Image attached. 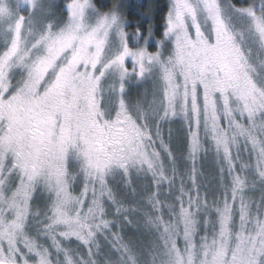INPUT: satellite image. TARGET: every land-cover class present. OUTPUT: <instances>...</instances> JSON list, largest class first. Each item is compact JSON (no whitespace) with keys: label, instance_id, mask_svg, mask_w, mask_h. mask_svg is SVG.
Masks as SVG:
<instances>
[{"label":"snow or ice","instance_id":"6c2138e0","mask_svg":"<svg viewBox=\"0 0 264 264\" xmlns=\"http://www.w3.org/2000/svg\"><path fill=\"white\" fill-rule=\"evenodd\" d=\"M63 7L56 22L47 0H0V264H138L106 202L127 224L143 214L151 264H264V0H171L156 52L151 27L126 31L120 0L107 11L94 0ZM149 77L151 100H131L128 86ZM177 116L184 174L159 123ZM202 138L223 190L211 202ZM133 173L150 181L130 208L109 182L135 194ZM258 185L256 202L247 193ZM101 238L115 261L101 259Z\"/></svg>","mask_w":264,"mask_h":264},{"label":"rangeland","instance_id":"374dc122","mask_svg":"<svg viewBox=\"0 0 264 264\" xmlns=\"http://www.w3.org/2000/svg\"><path fill=\"white\" fill-rule=\"evenodd\" d=\"M47 2L51 3V8L49 9L50 14L55 18L56 22H59L65 17L64 12V0H47ZM62 2L63 4L61 5ZM95 3V1H94ZM127 4V1L124 0L123 4ZM226 3V0H225ZM171 4V0H169V7ZM246 6V5H244ZM129 7V5H128ZM123 15L126 16L125 8L122 7ZM126 18V17H125ZM127 20V19H126ZM128 21V20H127ZM238 23H244V21L237 20ZM165 30V28H164ZM163 30V31H164ZM126 31L131 35L128 31V26L126 27ZM156 39L150 40L148 50L150 52H156L160 50L156 44ZM135 41L130 38L129 45L134 46ZM154 50V51H153ZM129 69H131V61L127 62ZM19 78V73L17 74V79ZM153 80L154 77H149L146 80H140L138 82H132L128 86L129 98L133 101L137 99H146L147 101L151 100V92L153 90ZM15 82V81H14ZM161 127V133L166 142H168L171 148L174 151L176 158H182V166H178V170L181 174L186 172V169L190 167V161L187 159L186 150L187 149V126L186 123L182 120L181 117H172L166 121L159 122ZM202 142L204 148L207 151H202L199 154V158L197 161L198 168L200 173L202 174L199 178L202 180L203 185H200V190L202 194H207L208 200L211 202L213 199H218L222 193V188L219 183V173H218V164L216 161L215 153L212 150V145L209 138H202ZM157 148L159 150V145L157 144ZM245 158L247 157V153L242 154ZM199 162V163H198ZM167 163V161H166ZM75 171V169H74ZM213 175V176H212ZM150 181V177H145L143 175H136L133 173L132 175V187L136 189V193L134 194L120 177L115 178L114 180H110V186L113 187L114 191L117 193L118 197L127 207H134L138 203L143 205L144 201L140 199L143 195V188ZM81 186V178L77 177V182L74 187L79 190ZM203 187V188H202ZM260 186L258 185L255 189L249 190L248 195L256 202L259 201L260 197ZM47 193H40L38 190L36 197L34 198V204L43 208L44 203L46 202ZM170 199V198H169ZM106 207L109 211L108 219L113 220L114 222L119 220L120 222L113 227L112 231L119 232L121 236H123L125 242L129 243L133 248L134 253L137 256L138 264H151L152 260V246L156 239L155 234L151 229L145 226V217L142 213H131L128 214V219L132 220V224H127L123 219V214L119 216L115 213L114 206H111L106 202ZM150 211V209H149ZM165 219L175 220V217H169L165 211ZM238 223V217H237ZM209 229V233H210ZM206 233L201 230L198 232L196 239L199 241L200 236L205 235ZM101 243V259L107 257L112 261H115L117 257L110 252L109 242L100 239ZM178 245L183 248V240L178 241ZM72 247L77 246V242H73ZM81 253L85 251L84 249H80ZM159 260V257H157Z\"/></svg>","mask_w":264,"mask_h":264},{"label":"trees","instance_id":"16d2710c","mask_svg":"<svg viewBox=\"0 0 264 264\" xmlns=\"http://www.w3.org/2000/svg\"><path fill=\"white\" fill-rule=\"evenodd\" d=\"M94 1L96 6L102 11H107L114 2V0ZM123 1L124 0H120L123 8H125V17L128 20V31L130 33L135 32L137 27H139L142 36L146 37L148 29L149 27H151L154 39H163L165 18L169 10V0H126L127 4H123ZM232 2L237 4L238 6H244L249 3V0H232ZM59 3H61V5L63 4L62 2ZM187 152L188 150H186V154ZM182 158H176L177 168L180 165L182 166ZM203 183L204 182L200 180L201 186L203 185Z\"/></svg>","mask_w":264,"mask_h":264}]
</instances>
